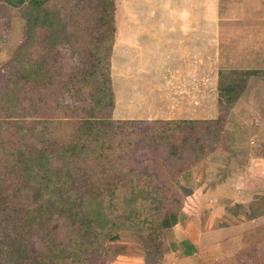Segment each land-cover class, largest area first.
Wrapping results in <instances>:
<instances>
[{"label":"trees","instance_id":"1","mask_svg":"<svg viewBox=\"0 0 264 264\" xmlns=\"http://www.w3.org/2000/svg\"><path fill=\"white\" fill-rule=\"evenodd\" d=\"M0 7L23 22L16 74L0 91V264L106 263L126 232L156 247L179 221V195L192 192L180 179L219 149L248 80L264 79V70H219L213 120H119L117 0H0ZM65 57L74 65L62 81ZM24 90L54 95V116L36 114L39 98L20 108ZM243 207L231 210L254 217ZM169 249L196 252L188 240Z\"/></svg>","mask_w":264,"mask_h":264},{"label":"crops","instance_id":"2","mask_svg":"<svg viewBox=\"0 0 264 264\" xmlns=\"http://www.w3.org/2000/svg\"><path fill=\"white\" fill-rule=\"evenodd\" d=\"M228 1L230 7L235 2ZM228 1L117 0L124 4L125 12L141 7L142 15L124 12L117 16L114 53L118 64L116 75H112L116 119L217 117V81L222 66L239 57H250L252 63L264 61V0L261 17L246 20L247 40L240 48L235 42L237 33L243 32L239 29L242 20L226 11ZM254 21L261 22L257 28ZM206 57H213V67L207 66ZM209 188L204 194L194 191L184 200L182 216L171 230L177 239L193 244L196 252L183 256L177 251L172 254L177 256L173 264H237V257L250 245L247 238L255 232L262 212L251 209L255 215L249 218L237 216L231 207L242 205L248 210L255 201H264V155L250 157L241 170L231 171ZM213 201L217 204L204 209L217 220L213 227L205 226L199 211L203 203Z\"/></svg>","mask_w":264,"mask_h":264},{"label":"rangeland","instance_id":"3","mask_svg":"<svg viewBox=\"0 0 264 264\" xmlns=\"http://www.w3.org/2000/svg\"><path fill=\"white\" fill-rule=\"evenodd\" d=\"M122 1L123 0H121V2ZM234 1L235 2L231 7L230 1H228L229 3H227V6L229 9L226 11L233 16V18L242 20V26H240L239 29H242L243 32L237 33V39L235 42L240 48L241 46H244L247 40L246 32L244 34V30L248 29V27H246V20H254L261 17V0ZM121 2H117V16H123L126 9ZM140 8L141 7L134 9L131 8L130 10L127 9L125 14L127 16L140 15ZM0 19L2 22L0 23V91H2L5 88L10 87V80L15 77L16 74L17 64L13 61L12 54L20 41L21 24L23 22L16 17L10 18L8 13L4 12L1 7ZM244 21L245 24L243 23ZM253 23L256 24L253 27L257 28L261 22L254 21ZM252 36L256 38L254 34H252ZM232 59L234 60L233 64L222 67H224V69L235 70H242L243 68L247 70H264L262 69L264 67V61L252 63V58L250 57ZM260 59L263 60V57H260ZM206 60L207 66L209 64L213 67V57H206ZM223 63L227 64L226 61H223ZM117 64L118 58L116 53H114L112 68L113 76L116 75ZM73 65V58L65 57L63 59L60 66L63 73V77L61 78L62 81L67 79V70ZM230 66L233 67L230 68ZM20 94V99L22 101L20 108L25 109L24 103L30 106L32 102H35L36 99L39 98L41 99L39 102L40 107L37 109L36 114L42 115L43 117L54 116L55 109L52 100L55 96L51 95V93L47 91L36 93L34 91L30 92V90L26 92V90H24ZM62 104L64 103L58 105L63 106ZM23 112L25 111L23 110ZM223 138L224 140L221 142L219 149L192 169L188 181L187 178L180 179V184L182 186L192 188V192L187 197H190L194 191H200L201 194L211 191L209 190V187H212L214 183L222 179L225 175L230 174L231 171L238 169L241 170L250 157L255 158V156L264 155V79L252 77L248 80L246 90L239 98L228 117ZM179 197L181 200H179V202L177 201V203L180 205L178 206L180 208L178 218L180 219L186 196L180 194ZM173 204L174 203H172V205ZM216 204L215 201L210 204L207 202L203 203L202 210L199 211V216H201L205 226L213 227L217 218L210 215L204 208L207 207L206 209H211V205L213 206ZM175 205L177 206V204ZM194 206H199L198 201L194 203ZM249 207L262 212L261 217H259V219H262L259 223L256 222L257 225L254 229V233L259 230L260 233H256L255 235H253V233L251 236H248L247 241L251 244L247 247L248 249L246 248L247 250H242L244 253L243 255L240 254L239 257H237V264H255L257 260L260 264H264V201L259 199L253 204H250ZM244 209L246 208L243 207L242 210ZM234 210L236 211L237 209ZM180 241H182V239H177L173 231L170 229L165 232L163 241H159L156 247H151V245L148 242H145L140 235H130L129 232H126L115 245L119 249L120 254L106 263L102 261L101 264H173L176 262L177 256L172 257V254H176L177 251L172 252V250L169 249V244L174 242L178 245Z\"/></svg>","mask_w":264,"mask_h":264}]
</instances>
